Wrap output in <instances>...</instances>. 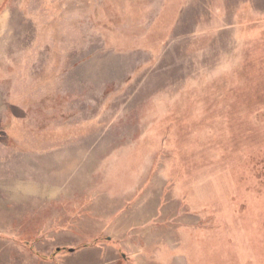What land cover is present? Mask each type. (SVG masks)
Wrapping results in <instances>:
<instances>
[{
    "label": "rangeland",
    "instance_id": "1",
    "mask_svg": "<svg viewBox=\"0 0 264 264\" xmlns=\"http://www.w3.org/2000/svg\"><path fill=\"white\" fill-rule=\"evenodd\" d=\"M80 262L264 264V0H0V264Z\"/></svg>",
    "mask_w": 264,
    "mask_h": 264
},
{
    "label": "crops",
    "instance_id": "2",
    "mask_svg": "<svg viewBox=\"0 0 264 264\" xmlns=\"http://www.w3.org/2000/svg\"><path fill=\"white\" fill-rule=\"evenodd\" d=\"M68 157H69V154L62 155L63 160H66V158L68 159ZM64 165L65 164L62 165V172H64L63 177L64 176L65 177L61 180V182L56 181L57 183L55 184H54V177H52V181L50 184L51 186L49 187L46 195L51 193L53 190V193H51L50 196L51 197L56 196L54 195V190L56 189L59 190L61 188L63 190L65 189L64 188L65 184L69 183L68 181L69 178H67L69 172L64 170L66 168V165L65 166ZM33 188L37 189L36 181H35V185H33ZM155 202H156V199H155ZM102 207H103V211L101 213L92 214L93 219L88 220L90 224L86 223L85 227L82 225L79 226L81 234L82 233L88 234L87 236H90L88 237L89 238L88 242L84 244H89V242L95 240L96 238H99L101 236H106V238H109V239L111 238L113 242H114V239L119 240V241L122 240L121 243H119L120 248H122V243H124L125 245H128L127 243L130 241L131 236H128L127 231L133 225V222L131 221L132 219L131 218L129 219L127 215H123L124 213L117 216V213L119 210L117 209V207H115L111 203L110 199L108 198L104 199ZM105 227H107L106 231H104ZM113 242L106 241L103 244L95 247L94 250L97 252L99 256V260L105 261V262L116 260V257L113 256V254L114 253L118 254V248H117V245H115ZM80 250L78 251L79 254L85 249L84 250L80 249ZM79 264H84V263L80 262Z\"/></svg>",
    "mask_w": 264,
    "mask_h": 264
},
{
    "label": "water",
    "instance_id": "3",
    "mask_svg": "<svg viewBox=\"0 0 264 264\" xmlns=\"http://www.w3.org/2000/svg\"><path fill=\"white\" fill-rule=\"evenodd\" d=\"M73 249H69V251H72Z\"/></svg>",
    "mask_w": 264,
    "mask_h": 264
},
{
    "label": "trees",
    "instance_id": "4",
    "mask_svg": "<svg viewBox=\"0 0 264 264\" xmlns=\"http://www.w3.org/2000/svg\"><path fill=\"white\" fill-rule=\"evenodd\" d=\"M58 250H60V249H58ZM74 250V249H73Z\"/></svg>",
    "mask_w": 264,
    "mask_h": 264
}]
</instances>
